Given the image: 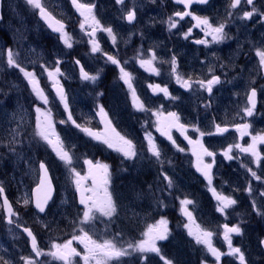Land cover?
Returning a JSON list of instances; mask_svg holds the SVG:
<instances>
[{
	"label": "rangeland",
	"instance_id": "374dc122",
	"mask_svg": "<svg viewBox=\"0 0 264 264\" xmlns=\"http://www.w3.org/2000/svg\"><path fill=\"white\" fill-rule=\"evenodd\" d=\"M69 2V0H67ZM79 1V0H78ZM86 4H91L92 0H85ZM43 7L50 9L62 18L72 20L73 16H77L79 13L71 7L65 0H40ZM231 0H222V7L216 13L212 12L208 16L213 26H218L219 23H225L224 29L228 38L226 41L232 50V53L228 55V59L225 62L227 68L232 70V76L238 81V84L245 89L243 94L240 95H227L221 98L212 97V101L216 104L213 108L215 115L209 117L207 120L217 119L221 124H234L236 122L249 123L251 128L249 131L252 135L264 134V66L259 64V57L256 55V50H264V17L254 15L251 20H241L239 15L243 11L251 10L249 6H244L238 10L230 9ZM28 8V10H27ZM95 8L96 5H95ZM256 9L260 13H264V0H259V4ZM33 7L27 3V0H6V22L2 27V33H0V184L5 186L10 194V197L16 207L18 208V215L15 216L17 223L33 222L40 223V220L30 214V209L27 207L30 204V189L36 183L38 178L37 172V159L36 156H50L48 158L50 166L53 170L56 182L59 188V194L56 204L52 206L51 212L53 215H58L65 212V216L74 217V225H70L67 218H58L55 220L54 225L59 227L60 235L54 239H50V252L55 251L52 247L54 243L64 244L68 240L72 239L74 235H82L80 231L81 225L79 221L82 219L83 206L79 212H75L74 204H64V202L70 201L69 195L73 196L74 200L78 201L76 191L73 188L71 178L64 168L63 164L57 160L55 154L50 148H48L44 142L40 141L35 136V123H36V106L42 108H51L53 119L56 120L54 113L58 120L66 119L67 112L64 110L63 105L54 99V90L51 89L50 82L46 79V75L42 72L41 65L47 66L49 69L53 67V62L59 58L63 63L60 64L61 71L65 73L66 78L62 77L64 89L68 91V100L73 103V108L76 107L75 100H80L79 93H75L77 89L82 87L91 86L88 82H81L79 79V73L77 72L78 66H75L72 62L78 59L77 54V37H81L79 26L68 28V32L73 38V47L66 49L62 42L58 40L57 35L52 36L42 25L40 24L37 16V11L34 13ZM231 11L232 15L228 16L227 12ZM211 37H209V40ZM7 49H12L14 54H18L16 59L21 68H25L27 71H34L40 79V86L49 90L51 100L47 106L43 105L42 101H38L28 85L23 74L14 67L7 66ZM237 51L239 52L237 55ZM236 57L240 58V64L236 63ZM198 71H207V65L200 63L196 65ZM198 77V76H197ZM200 77V76H199ZM80 82L83 85L78 86ZM255 86L259 92V106L255 110L252 117L241 119L237 114L242 108L247 106L246 96L248 90ZM47 95V94H46ZM78 96V97H77ZM205 97V93H203ZM220 101V107L217 106V101ZM198 100L197 96L190 93H184L181 99V107L177 113L180 115L181 123L183 124H195L189 122L188 112L191 108V102ZM80 116H82V126L93 128L94 130H102L103 124L99 121V118L95 115L94 104L88 103L86 107H80ZM122 112V111H121ZM59 113V114H58ZM73 119H77V114L71 112ZM148 116V119L143 118L141 123L143 127L142 142L146 147V140L144 138L145 130L152 133L157 139H161L163 143H159L161 149L162 159L166 161L163 166L158 164V173L152 172L155 164L157 163L154 158H149L144 167L139 162L140 159L124 160L117 152H113L114 155H109L100 151L101 148L107 149L103 145H97L94 148V154L97 157L105 160H112V165L115 168V175L110 176V182L107 185V192L111 194L116 211L112 217H103L99 213L93 221L83 225V231L87 232L91 239L97 243H104L105 240L111 241L116 248H123L126 243V239H123L117 233H111L108 235V224L116 217V222L124 223V218L127 216L130 222V239L129 244L138 243L143 238V233L146 231L149 225L155 224L161 217H164L168 221V227L172 231L173 228L182 230L185 233V237L190 240L191 251L202 252L199 262L202 264H216L214 258H212L204 249V246L194 243L192 237L187 235V230L184 228V224L188 223L187 220L181 222L180 217V199H190L194 201L193 205H189V210L192 212L194 222L192 227L195 229L196 225L200 228L212 231L213 245L219 248L222 252L227 251V246L222 240L223 225L233 226L238 223L231 221L240 218L241 221L249 224L248 230L254 229L257 232L258 239L264 236V215H258L253 208V201L255 202V208L260 209L264 213V204H259V199L256 201V194L259 195L258 190L254 184V178L247 172L246 168H253L252 158L247 154L245 158L247 167L244 170H240L237 174L230 171L228 168L219 169L213 168L214 175L213 186L217 188V191L222 192L224 195H230L237 200V204L233 208L227 210L226 217L216 211V201L213 198L211 192L207 188V181L198 173L195 169L196 157L192 154L191 148L193 147L184 139L175 129L172 131L173 138L176 140V144L180 148L185 149L184 152H179L169 142L166 137L161 136L153 127V119L149 113H144ZM60 115V116H59ZM116 115V112H115ZM65 116V117H64ZM125 116V114H124ZM203 113L199 118H204ZM61 117V118H60ZM117 117V115H116ZM200 124L198 127L201 131L210 132L213 127L210 124ZM86 121H90L86 123ZM117 122V119H116ZM214 123V122H213ZM63 133H60L61 138L64 139L65 144L71 143L76 145H85L86 142L94 144L90 138L86 137L79 130L75 129L70 124H60ZM120 129V134L131 138L129 128H126V133ZM57 131V128H56ZM139 131V130H138ZM138 131L135 134L138 135ZM58 132V131H57ZM188 136L193 140L198 138V134H195L191 128L188 130ZM238 135V134H237ZM236 135V136H237ZM248 139L250 144L251 136H244ZM233 141V144L237 143V139L216 138L213 136H205L203 143L208 148H216L218 150L223 146V142ZM7 152L1 151L7 147ZM224 149V148H222ZM109 150V149H107ZM30 151V154H26ZM175 158L181 160V162L187 163V160L193 161V171L186 169L183 174L176 170ZM75 157H80L76 145ZM83 159L74 163L76 170L85 175L87 166L82 163ZM171 161V164L167 163ZM96 162V161H94ZM188 165V163H187ZM161 171L167 173L169 177L175 183L174 188L169 192L165 188V181L161 177ZM130 174V175H128ZM264 176V171L261 173ZM115 181V186L113 182ZM159 181H162L160 183ZM251 186V193L246 192L245 189ZM86 188L92 187L89 181L84 185ZM103 185L99 184L94 198H103L105 193L103 191ZM195 194L191 193V188ZM115 188V189H114ZM160 195V197H159ZM117 198V200H116ZM28 199L29 203L24 204V200ZM162 200L166 207H159L158 201ZM19 204V205H18ZM177 206L179 210H177ZM1 204H0V254H3L7 248L8 241L15 240L13 237L18 238V243L23 242L24 239L19 231L15 228L2 226L1 220ZM252 216V220L249 217ZM59 220V224H57ZM106 221L108 224L106 225ZM74 227L76 233L72 235L70 227ZM122 227V225H121ZM241 227V226H240ZM246 234L247 231L241 227ZM64 232H61V231ZM13 233V234H11ZM13 237H12V236ZM68 235L72 237L66 239ZM99 239H96V237ZM243 236V234L241 235ZM235 234L232 235V243L234 247H237L234 243L239 237ZM185 237L183 239L186 241ZM246 237H249L246 235ZM25 240V239H24ZM164 242V241H163ZM159 243V242H158ZM25 247L23 245H20ZM72 247L76 248V251L80 253L78 256L70 257V264H84L83 256L86 253L84 245L79 241L73 240ZM181 248V247H180ZM19 252H22L21 248ZM28 252V251H27ZM83 252V253H82ZM181 252V251H177ZM182 252H185L182 250ZM245 254L247 264H259V260L253 258L251 252L242 251ZM138 256L152 257L160 261L164 260V257L160 254L148 253H135L131 254L132 263ZM51 264H54L58 259L51 256ZM165 258V257H164ZM109 260L107 264H110L112 260ZM121 259V257H119ZM179 264L178 261H175ZM59 264V262H58ZM89 264H95V261H90ZM218 264H240L236 257L225 256L222 257Z\"/></svg>",
	"mask_w": 264,
	"mask_h": 264
},
{
	"label": "snow or ice",
	"instance_id": "6c2138e0",
	"mask_svg": "<svg viewBox=\"0 0 264 264\" xmlns=\"http://www.w3.org/2000/svg\"><path fill=\"white\" fill-rule=\"evenodd\" d=\"M124 0H116L117 4H122ZM155 2V0H152ZM175 3L184 5L186 8H190L192 4H206L209 0H174ZM242 0H232L230 3V9H236L241 5ZM27 3L30 4L33 9L38 10L39 16L46 22L47 27L54 33L57 34V38L62 42L63 46L66 49H71L73 47V38L70 33L66 30L67 26L61 20H56L55 17L49 13L43 5L40 3V0H27ZM245 5H253L254 0H243ZM71 4L75 10L79 13V16L82 17V21L79 22V29L82 36L87 37V43L90 45V53L96 54L100 53L101 57L104 60L105 65L111 64L115 65L119 70L118 79L122 80L127 86V89L131 98L132 107L139 112L149 113L156 117L153 122L154 129L163 137L171 142V144L179 152H184L185 149L180 148L176 144V140L173 138L172 131L175 129L185 140L188 141L191 148L192 154L196 157L195 169L201 176L207 181V188L211 192L213 198L216 201V211L226 217L227 210L233 208L237 204V200L230 195H224L222 192L217 191V188L213 186L214 175L212 169L216 163L217 152L211 151L203 143V138L213 135H223L229 131V127L221 126L220 124H214V131L204 132L201 131L197 124H183L181 123L180 115L177 112L170 111L165 115L163 112V106H160L159 109L153 110L147 108L144 102L136 93V89L133 87V75L131 72L127 71L125 65L128 64V61H125L124 64H121V61L117 59L116 56L109 55L107 52H104L99 44V41L96 39L98 31H102L107 34V37L110 38L111 44L115 45L117 41V36L113 32V29L109 27H104L101 25L100 21L96 18L94 9L95 4H86L79 3L78 0H71ZM228 16L232 15V12H227ZM254 15H259L264 17V13L258 12V10L253 6L249 11H243L239 15L241 20H251ZM173 17H178L179 20H183L185 17H191L195 20L193 27L199 28L205 39L196 40V44L200 45H209L210 43H222L227 37L224 29L226 27L225 23H219L218 26H213L208 17H201L195 15L191 11H177L168 18V30L177 28L179 20L174 19ZM0 15V19H2ZM124 19L128 23H132L136 19V10L133 8L128 11ZM86 27L90 31H86ZM192 32V28L188 29V32L183 33L184 39H188ZM142 35V34H141ZM211 37V39H207ZM150 51V59H140L141 55L139 52L136 57H133V60L139 64L141 68L145 71L160 76V71L155 67L154 61L157 60L155 52ZM7 66L14 67L18 69L23 77L26 79L28 85L31 88V91L34 97L38 101H42L43 105L47 106L49 104V97L46 95L44 88L40 86V79L37 77L34 71H27L25 68H21L20 64L17 63V55L14 54L12 49H7ZM256 55L259 57V64L264 66V50L257 49ZM63 63L59 58L53 62V67L49 69L47 66L41 65L42 72L46 75V79L50 82L51 89L54 90L55 96L54 99L63 105L64 110L67 112L66 119L56 121L53 119V114L51 108H42L36 106V123H35V136L39 138L40 141L52 150L55 154V157L59 162H61L68 172L74 190L79 194V204L83 206L84 210L82 212V219L79 221L81 228L80 231L82 235H74L72 239L68 240L64 244L54 243L52 247L55 251L48 253L59 260L65 262V264H70V257L78 256L80 253L76 251V248L72 247L73 240L79 241L84 245L86 250L85 255L83 256L84 264H89L90 261H95V264H107V262L113 258H119L123 256H129L133 252L135 253H154L160 254L161 249L158 247V242L167 241L170 236V229L168 227V221L166 218L161 217L155 224L149 225L146 231L143 233V238L139 240L138 243L128 244L126 248H116V246L108 240H105L104 243L100 244L91 239L87 232L83 231V225L90 223L96 217V214L99 213L103 217H112L116 211L112 196L107 192V185L110 182V166L100 161L94 162L92 159H83L82 163L87 166V171L85 175H81L80 172L74 167V163L80 161V157H75L76 145L68 143L65 144L64 139L61 138L59 132L56 131V124H70L79 132L83 133L86 137L90 138L92 141L97 142L100 145L105 146L107 149L117 152L121 155L124 160H134L138 157L136 151V145L132 140L128 139L126 136L121 135L116 131L115 127L112 124V119L109 116L107 110H105L103 105L96 106L95 115L99 118V121L103 124L102 130H94L90 127L82 126L77 123L72 117V113L69 110L68 104V95L64 89L61 78L65 76V73L61 71L60 64ZM75 66H78L79 79L81 82H88L91 85H95L100 79L102 69H97L96 72L90 73L85 70L84 65L80 63L79 60H74L72 62ZM170 65V71L168 76L170 81L174 79L175 84L179 85L185 90L190 92L195 89L206 91L209 96L213 92V88L222 83L221 78L217 75H212L210 79H196L193 80L191 76L187 79L178 72V62L176 55L173 54L171 59L168 61ZM208 71L213 72L212 68H209ZM148 87L151 89L153 94H163L165 98L170 99L175 102L178 97L172 96L169 92L167 85L161 86L160 84H150ZM103 92H97V98L102 96ZM257 91L255 88H252L246 96L247 106L242 108L237 114L241 119H246L247 117H252L254 115L256 104H257ZM207 109L211 107V100L204 105ZM90 121H86L89 123ZM232 127L235 128L240 134V138L243 139L244 136H251V143L247 146H242L240 143L229 144L225 149L220 153L222 157L228 161L234 159L232 152L235 148L242 154H249L252 158L253 163L259 167V164L262 159H264V154H261L258 151V145L264 144V134L252 135L249 131L251 125L249 123H239L234 124ZM189 128L195 134H198V138L193 140L188 136ZM144 138L146 140V147L144 151L150 153V159L154 158L158 164L163 166L166 162L162 159L161 149L155 141V137L151 132L145 130ZM205 157L211 158V162H206ZM171 164V161H167ZM37 172H38V183L35 188V209L38 214H46V209L49 202L52 200L54 187L52 183V176L50 175L49 166L43 162H37ZM246 167V166H245ZM247 172L250 173L251 177L255 180L260 181L261 177L257 175L255 171L251 168H246ZM161 177L166 182L165 188L171 192L174 188L175 183L171 177L161 171ZM91 182L92 187L86 188L84 185L88 182ZM99 184H102L103 191L105 193L103 198L97 199L94 198ZM246 192L251 193L252 189L249 186L245 189ZM4 192L2 186H0V194ZM29 203L28 199L24 200V204ZM158 206L163 208L166 207L163 201L160 200L157 202ZM254 211L258 215H264L260 209L255 208V202L253 201ZM181 214L186 217L188 223L184 224V228L187 230V235L192 237L194 243L197 245L204 246L205 251L214 258L216 264L221 260L222 257L230 256L236 257L240 264H247L245 254L241 251L240 247H234L232 243V235L241 236L243 234V229L239 224L233 225L231 227L228 224L223 225V236L222 240L227 246V251L222 252L219 248L213 245L212 239L214 233L209 230L200 228L199 225L195 226V229L192 227L194 222V217L192 212L189 210V205H193L194 201L184 198L179 200ZM3 206L6 207L8 213V222L12 223V216L18 215L13 212L12 204L5 197L3 200ZM23 231L27 234V237L30 238L31 251L35 254V257H40L42 252L38 249L36 236L33 234L30 228H24ZM264 243V241H262ZM146 258V257H145ZM164 260V264H173L172 260L161 257ZM26 264H37L36 260L27 259ZM204 264V262H202Z\"/></svg>",
	"mask_w": 264,
	"mask_h": 264
},
{
	"label": "flooded vegetation",
	"instance_id": "af4514ba",
	"mask_svg": "<svg viewBox=\"0 0 264 264\" xmlns=\"http://www.w3.org/2000/svg\"><path fill=\"white\" fill-rule=\"evenodd\" d=\"M79 2L86 3L85 0H79ZM91 4H95L97 7L94 9V13L101 25L104 27L110 26L117 36L115 45L111 44L110 38H108L107 34L102 31L97 32L96 39L99 41L102 50L109 55L116 56L117 59L121 61V64L128 61L125 68L132 73L134 77L132 82L133 87L136 89L137 95L147 108L157 110L160 106H163V112L165 115L170 111L177 112L181 107L183 94L190 93L195 97L197 96L198 100L191 102V108L188 112V117L190 119L189 122H194L195 124L197 123L200 125L205 124L209 117L215 115L213 108L216 104L212 101V97L221 98L227 95H240L244 93L245 89L238 84V81L232 76V70H229L225 64L228 55L232 53V50L226 41L218 44L210 43L207 46L196 44V40L205 39V36L199 28L193 27L196 22L191 17H185L183 20H179L178 17H173L174 19L179 20V23L177 28L172 29L171 31L168 30V18L173 16L177 11H185L184 5L177 4L174 0H155V2H152V0H124L122 4H117L116 0H92ZM258 4L259 0H254V4L251 6L245 5L242 0L241 5L234 10H238L244 6H249L250 9L253 6L256 8ZM221 7L222 0H210L206 5H193L189 11L197 16L203 17L210 15L212 12L216 13ZM133 8L136 10V19L132 23H128L124 17L127 12ZM5 9L6 0H3V22L1 23V26L6 22ZM30 11L35 13L34 9ZM61 19L67 23L68 28L70 27V23L72 24V28H75L76 26H79V22L82 21L83 18L78 14L77 16H73L70 21L67 18L61 17ZM1 26L0 32H3ZM189 28H192V32L188 39H184L183 33L188 32ZM86 31H90V29L86 27ZM207 39H209V37H207ZM77 47L79 61L84 65L85 70L93 74L97 69H102V72L100 79L94 85L95 88L89 86L85 89V94L80 96V100L77 99L76 110L78 111L80 107L87 108L88 103H93L96 112V106L98 104L103 105L105 110L108 111L116 131L119 132V128H129L131 136L130 140L134 143V135L132 134V131L137 132L139 129L143 128L141 123L145 116L142 115V112L136 111L132 107L127 86L122 80L118 79V68L111 64L105 65L100 53L91 54L90 45L87 43V37H77ZM149 50L155 52L157 60L154 61V64L155 67L159 69L160 76L145 71L133 60V57H136L138 52L141 54L139 56L140 59H150L151 55ZM238 53L239 52L237 51V55ZM173 54L176 55L179 65L178 72L181 73L185 79L191 76L193 80H207L210 79L213 74L221 78L222 83L213 88L211 97L206 91L195 89V86L194 90L190 92L189 90H185L175 84L174 79L170 81L168 76L170 65L168 61ZM200 63L206 64L208 69L212 68L213 72L210 73L207 69L206 72L205 70L198 71L199 75H196V65ZM236 63L240 64L239 57H236ZM150 84H160L162 87L167 85L171 95L178 97V99L173 102L170 99L165 98L162 93L153 94L148 87ZM252 88L256 87L252 86L249 90ZM82 92H84V89H81L79 94ZM97 92H103V95L97 98ZM203 93H205V97L203 103H201ZM209 100H211V107L206 109L204 105L207 104ZM217 106L218 108L220 107L219 99L217 101ZM203 113L205 114L204 118H199ZM150 116L154 122L156 117L153 115ZM207 122V124L212 125V127L214 124L223 125L220 123V120L217 119V116H215L214 119L207 120ZM79 124L83 123L80 122ZM234 124H228L230 130L227 133L222 136H214L216 138L229 137L232 140L236 138L237 143H240L242 146H247L248 139L245 137H243V139L240 138L239 132L232 127ZM236 124H239V122H236ZM212 131H214V127L212 130L210 129V132ZM125 134L127 133L125 132ZM138 135L139 136L135 137V140L140 143L142 149H145L140 130L138 131ZM229 144H233V141L223 142V146L218 150H216V148H209L211 151L218 153L213 168H219L221 170L228 168L230 171L237 174L238 171L244 170L243 168L248 166V164L244 162L249 154L245 156V154L240 153L234 148L232 152L234 159L228 161L224 159L220 153L223 150L222 148L225 149ZM257 147L258 151L261 154H264V144H259ZM205 160L206 162H211V158L205 157ZM175 161L176 170L183 174H186L184 172L186 169L194 172L192 160L191 162L187 160L188 165L177 158H175ZM253 168L256 169L255 172L257 175L261 177L260 181L254 179V184L259 193V195L256 194V201L259 199L258 202L262 205L264 204V176L261 173L264 171V159L261 160L259 167L254 164ZM46 223L47 220H45L38 228L34 227L35 224L31 225V228L33 229L32 231L35 235H44L43 230ZM236 223L240 225L244 224L239 217L236 218ZM6 226L8 228L11 227L19 230L21 225H18L13 217V223ZM246 235L249 237H246ZM13 238H15V240L8 241L5 252L0 254V264H26L27 259L36 260L37 264H51V258L50 255H48L50 252H42L40 258L35 257L33 252H19L18 238ZM263 238L264 236H261V238L258 239L257 232H248L245 234L243 230V236L239 237L236 242L238 241V247L241 248V251L264 252V247L262 245ZM251 240L252 242H250ZM14 248L17 249L16 252H13ZM9 249H11L10 252Z\"/></svg>",
	"mask_w": 264,
	"mask_h": 264
},
{
	"label": "trees",
	"instance_id": "16d2710c",
	"mask_svg": "<svg viewBox=\"0 0 264 264\" xmlns=\"http://www.w3.org/2000/svg\"><path fill=\"white\" fill-rule=\"evenodd\" d=\"M80 147H82V145H80ZM183 236L185 237L186 235L181 229L176 231V228H173L172 231L170 230L168 240L163 242L162 248H164L165 251L163 252V256L172 260L173 264H176V260L179 264H200L198 258L202 255V252H189L191 248L190 241L186 237L185 241ZM177 250H184L185 252H177ZM138 257L133 264H164L163 261L155 260L152 257H147L145 261H143L144 259L140 261ZM122 264H127V262L124 260Z\"/></svg>",
	"mask_w": 264,
	"mask_h": 264
},
{
	"label": "water",
	"instance_id": "95a60500",
	"mask_svg": "<svg viewBox=\"0 0 264 264\" xmlns=\"http://www.w3.org/2000/svg\"><path fill=\"white\" fill-rule=\"evenodd\" d=\"M0 3H1V0H0ZM1 15V14H0ZM42 19V18H41ZM1 20V19H0ZM43 20V19H42ZM43 22L46 24V22L43 20ZM47 25V24H46ZM256 100H257V97H256ZM257 105V104H256ZM54 187V186H53ZM53 195H54V192H53ZM53 198V197H52ZM33 203L35 204V189L33 191ZM35 207V206H34ZM6 209V207H5ZM7 210V209H6ZM263 246H264V243H263Z\"/></svg>",
	"mask_w": 264,
	"mask_h": 264
}]
</instances>
